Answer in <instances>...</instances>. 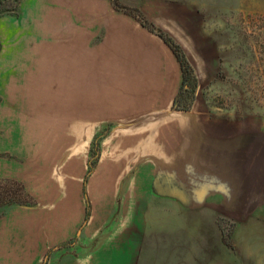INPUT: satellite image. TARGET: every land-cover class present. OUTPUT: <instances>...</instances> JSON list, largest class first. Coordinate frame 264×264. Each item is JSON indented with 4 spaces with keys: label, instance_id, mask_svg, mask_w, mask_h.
I'll use <instances>...</instances> for the list:
<instances>
[{
    "label": "crops",
    "instance_id": "obj_1",
    "mask_svg": "<svg viewBox=\"0 0 264 264\" xmlns=\"http://www.w3.org/2000/svg\"><path fill=\"white\" fill-rule=\"evenodd\" d=\"M182 80L172 48L125 22L122 13L93 7L92 0H19L14 11L0 14V172L11 175L9 156L27 158L36 125L43 135L46 127L61 123L75 131L77 117L81 131L92 119H149L172 105ZM58 87L63 94L58 106L71 114L67 123L48 118L47 111L29 120L37 94L47 89L55 94ZM228 120V133L218 138L222 150L227 148L222 170L227 179L220 181L219 168L211 213L219 217L222 204L229 221L264 220V127ZM133 132L112 134L113 159L101 161L86 182L61 175L50 183L58 190L53 207L38 214L36 225L42 244L52 245L47 264L202 260L201 187L177 175L157 181L156 173L177 171L160 158L178 152L156 149L148 138L144 147ZM67 137L75 142L74 133ZM57 199L65 208L54 206ZM77 208L83 214L78 219Z\"/></svg>",
    "mask_w": 264,
    "mask_h": 264
},
{
    "label": "rangeland",
    "instance_id": "obj_2",
    "mask_svg": "<svg viewBox=\"0 0 264 264\" xmlns=\"http://www.w3.org/2000/svg\"><path fill=\"white\" fill-rule=\"evenodd\" d=\"M92 6L113 9L125 22L170 38L185 60L186 78L172 105L154 117L133 122L92 119L83 131L78 117L75 131L61 123L71 116L58 106L61 79L57 93L47 89L43 98L37 94L38 106L29 108V120L47 111L52 113L48 118L54 115L61 124L46 127L43 135L38 125L32 128L27 158L9 156L11 175L0 172V264H47L52 245L42 244L36 225L43 209L52 210L58 190L50 183L61 175L86 182L101 161L113 159L112 134L124 131H134L144 147L148 138L156 149L178 152L160 158L177 171L156 173L157 181L177 175L201 187L204 202L197 207L203 210L204 253L199 264H264V220L229 221L222 204L216 218L210 203L219 168L220 181L227 179L222 172L227 148L222 150L218 138L228 133L229 117L241 127H264V0H92ZM50 83L45 80V86ZM71 133L75 142L67 137ZM59 201L54 206L65 208L66 202L61 206ZM74 216L83 214L77 208Z\"/></svg>",
    "mask_w": 264,
    "mask_h": 264
},
{
    "label": "trees",
    "instance_id": "obj_3",
    "mask_svg": "<svg viewBox=\"0 0 264 264\" xmlns=\"http://www.w3.org/2000/svg\"><path fill=\"white\" fill-rule=\"evenodd\" d=\"M19 0H0V14L4 12H12L16 8V4ZM163 40L172 48L173 52L175 53L177 59L180 62L182 75H183V82L186 78V66L184 65L185 60L183 57L178 53V48L174 44V42L171 41L170 38L166 37L165 35L160 34Z\"/></svg>",
    "mask_w": 264,
    "mask_h": 264
}]
</instances>
